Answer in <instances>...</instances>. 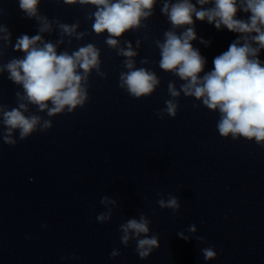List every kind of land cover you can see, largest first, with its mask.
<instances>
[{
  "label": "clouds",
  "instance_id": "obj_1",
  "mask_svg": "<svg viewBox=\"0 0 264 264\" xmlns=\"http://www.w3.org/2000/svg\"><path fill=\"white\" fill-rule=\"evenodd\" d=\"M74 3L75 0H66ZM40 0H19V8L28 18L35 17L40 27L38 34L20 36L15 50L25 53L23 58H14L7 64L0 66V72L7 71L8 79L21 85L23 94L16 93L18 103L8 110L0 106V115L6 126L5 143L15 145L11 139L12 131L19 129L20 139L23 140L36 130L41 118L37 115L26 116L28 104L36 105L39 111L47 109L48 116H54L64 111H72L77 105H83L87 93L82 82L87 83L89 72L95 68L99 73L100 51L92 43L79 47L69 54L67 51L57 52L56 44L44 42L39 33L50 32L52 25L46 17L38 15ZM81 5H94L95 10L89 14L93 19L92 30L96 34L107 33L105 43L116 48L118 38L131 29L142 26V20L153 15V6L156 0H79ZM200 5L197 8L196 5ZM211 4L205 8L204 5ZM172 28L164 32L163 42L157 41L160 49L159 68L165 72H172L182 81L181 91L185 96L194 97L210 110H219L220 119L217 129L222 137L229 135L246 139H255L257 144L264 142V61L259 57L264 50V0H176L169 3L165 0L161 8ZM250 13L246 19L237 18V13ZM196 20L207 21L217 30L223 26L228 31L239 34L228 49L213 58V68L205 72L207 60L200 51L193 47L192 41L197 39L195 28L187 27L177 32L185 25H194ZM77 24H59L64 35L69 37L75 34L81 39L83 33H76ZM0 32L7 35L2 37L10 41L11 33L6 27ZM202 43L204 41H201ZM63 43L62 40L57 44ZM127 47L120 48L118 54L125 57L123 61L127 72L120 74V87L136 98L150 95L160 83L157 75L145 68H136L133 57L137 52L132 49L130 42L125 41ZM139 41H137V47ZM141 63H147L142 60ZM82 70V71H81ZM203 73V75H201ZM169 94L178 97L180 92L172 83L168 85ZM166 103L169 116L177 114V104L173 100ZM51 104V107H49ZM196 107V105H193ZM163 119V115L160 116ZM50 121H44L41 130L51 128ZM107 200L102 199L101 203ZM115 203V201H113ZM157 204L161 209L179 208L177 199L173 196L165 201L159 199ZM97 219L104 221L105 214ZM150 221L141 215L140 219H129L120 225L123 235L121 242L127 245L129 232L139 237L141 233L149 232ZM190 231L195 232V226ZM181 238H184L182 233ZM158 247V237H145L137 240V254L141 259L147 257L153 248ZM206 260L213 259L216 253L211 248L203 249ZM111 256L119 255L113 250Z\"/></svg>",
  "mask_w": 264,
  "mask_h": 264
}]
</instances>
